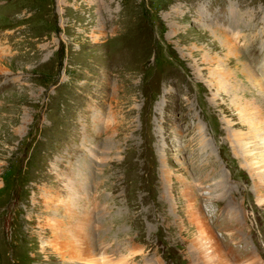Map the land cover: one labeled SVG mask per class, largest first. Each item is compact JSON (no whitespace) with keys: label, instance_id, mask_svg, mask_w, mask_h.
<instances>
[{"label":"rangeland","instance_id":"rangeland-1","mask_svg":"<svg viewBox=\"0 0 264 264\" xmlns=\"http://www.w3.org/2000/svg\"><path fill=\"white\" fill-rule=\"evenodd\" d=\"M263 82L264 0H0V264H88L50 247L76 236L95 264H216L211 234L218 264H240L231 207L264 264V200L234 146L236 102L264 122Z\"/></svg>","mask_w":264,"mask_h":264},{"label":"bare ground","instance_id":"bare-ground-1","mask_svg":"<svg viewBox=\"0 0 264 264\" xmlns=\"http://www.w3.org/2000/svg\"><path fill=\"white\" fill-rule=\"evenodd\" d=\"M241 63L242 62H240V64ZM242 67H243V69L246 70V73H247V74L244 73V75H245L244 76V80L247 82V84L245 83L246 84L245 87H248L249 88V86H250V90H251V86H253L257 90V87L263 86V85H261L262 83L261 84L259 83L260 81H258V78L255 76L254 73H252L249 70L248 67H245V65L242 66ZM237 68H240V67L238 66ZM242 72H244V71L242 70ZM225 73H227V72H225ZM219 85L222 88V84H220V82H218V85L217 86L219 87ZM263 88L264 87H262V90H258L257 92L261 93L262 91H264ZM253 100H255V99H253ZM253 100H251V101L245 100V102L243 100H239V102H236V108L241 113V117L243 119V122L244 123H247L249 125V127H248L249 129L247 131L241 132L240 133V136L234 135L235 137L234 136L233 137H234V140H235V145L234 146L235 147L237 146V147H239L241 149L240 152H242V155H243L244 160L246 162L245 164L248 166L249 171H252L250 173H252L251 174V177H252V180H253V186H254L255 194H256V197L258 199V202L261 203L264 200V194H263L264 192L262 190L263 189V186H264V184H263L264 183V122H258L260 119H263V115L261 114L260 109H259V106L257 105L258 103L257 104L254 103ZM257 123H261V124L258 125ZM163 172H164L165 180L168 182L169 181L168 177H169V173L170 172H167L166 170L163 171ZM181 182L183 183V189H184V191L186 193L185 195L187 197V200H189L188 202H194L195 199H196V194H194V192L192 190V187H190L191 185L186 181V179L184 177H181ZM194 203H196V202H194ZM194 203H189L188 206L189 207H192L194 205ZM174 209L175 208H173V210ZM226 209H227V207H224L223 208V211L226 210ZM225 212L227 213V218H228V225L225 226L226 227V229H225L226 234H228L230 236V240L239 239V241H241L243 243V245L245 244L244 246H242L243 248L241 247V249H243V251L246 253L244 255L245 256L246 255L248 256V257L244 258L243 256L240 255V253H238L239 250L234 249L231 246L230 247L229 246H225V249H227L228 252H229V254H228V255H230L229 257L232 258L233 260L239 262L240 264H254V261H255L254 259L256 258L254 256V252H253L254 250L253 251L250 250L249 249L250 246L247 247L248 246L247 245V242L245 241V239L240 235V233L237 230V228L239 226L238 227L237 226H231V223H233V222H239L238 221V217H239L238 214L241 211L239 212L238 210H236L235 207L234 208L231 207V209H228ZM200 214H201V212H200ZM190 216H191V214H190ZM78 217H80V216H78ZM194 217H195V215H194ZM201 221H202V223L201 222L199 223V221H196L197 223H195V225L197 226V228L199 229V231L200 232L206 231L207 233L211 234V230L208 227L209 225H207V223L205 221H203V220H201ZM82 223H84V222H82ZM82 223L81 224H74V225H71V226L69 225L67 227V229H70V227H71L72 229H70L69 231H72L73 230L72 231L73 233L76 232L75 230H77L78 233L85 232V234H83L81 236L83 238H88L87 237V234H86V229L83 227V224ZM78 233H77V235H78ZM211 235H212V237L215 240L214 242H215V245L216 246H215V248H213L210 251V254L211 253L214 254L213 257H212V260L211 259L210 260L212 262L214 261V262H216V264H218L221 261H219V262H217V261L219 260V258L222 257L228 263L229 262L228 261L229 258L226 257V254L224 255V253H223V248H222L223 245L221 246L222 243H220L217 240L216 235H214V234H211ZM88 240H90V239H88ZM88 240H84V241H86V244H87V241ZM80 241H79V239L76 236V239H73V241L71 240L70 246L67 247L66 246L67 245V242L65 240H64V242H59L57 240V237H55L53 240L50 241V247L53 249V251L55 253H57L58 257H65V256L68 255L69 256V260L79 261V262H85V263H88V264H95L96 261H97L96 260V252L94 251V249H93L92 246H89L88 245L87 249L85 248L86 252H88L87 255H83L79 251L77 252V250H80L79 249L80 246H82V245H80ZM90 244H92L91 241H90ZM172 244H177V242L175 241V239H173V243ZM170 247L173 248L174 245H172ZM82 250H83V248H82ZM214 250L215 251L217 250L218 251V254ZM208 255H209V253H206V256H208ZM251 258H253V263L250 260ZM232 259H231V261H233ZM156 260H157V262L160 261V259H158V258ZM165 260H166V263L168 261H170L169 258L168 259H165ZM206 261H204V262H206ZM146 264H149V263L146 262ZM173 264H175V263H173ZM235 264H237V263H235ZM260 264H262V262Z\"/></svg>","mask_w":264,"mask_h":264}]
</instances>
